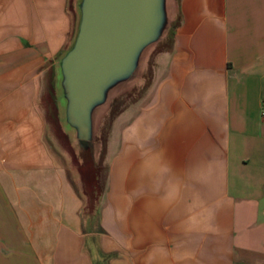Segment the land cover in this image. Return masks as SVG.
Returning <instances> with one entry per match:
<instances>
[{"label":"crops","instance_id":"1","mask_svg":"<svg viewBox=\"0 0 264 264\" xmlns=\"http://www.w3.org/2000/svg\"><path fill=\"white\" fill-rule=\"evenodd\" d=\"M91 207L48 128L69 0H0V264H264V0H179Z\"/></svg>","mask_w":264,"mask_h":264},{"label":"water","instance_id":"2","mask_svg":"<svg viewBox=\"0 0 264 264\" xmlns=\"http://www.w3.org/2000/svg\"><path fill=\"white\" fill-rule=\"evenodd\" d=\"M69 8L72 31L45 78L44 108L95 207L111 127L154 84L160 57L173 46L179 0H69Z\"/></svg>","mask_w":264,"mask_h":264},{"label":"rangeland","instance_id":"3","mask_svg":"<svg viewBox=\"0 0 264 264\" xmlns=\"http://www.w3.org/2000/svg\"><path fill=\"white\" fill-rule=\"evenodd\" d=\"M44 85H45V84H44ZM48 90H49V88H48ZM149 90H150V89L147 88L146 91L143 92V94H146ZM49 91H50V90H49ZM47 102H48V100H47V96H44V97H43V103L46 105ZM54 116H55V115L53 114V117H54ZM48 119H49V117H47V120H48ZM48 128H49V125H48ZM49 130H50V129H49ZM59 133L62 134V133L60 132V130H59ZM59 146H60V155L64 156L62 153H63V152H66V151H65V148H66L65 143H62V144L60 143ZM66 149H67V148H66ZM61 152H62V153H61ZM64 161H65L67 167L69 168L70 172L72 173V172H73V170H72L73 165H72L71 160L69 159V160L67 161L66 159H64Z\"/></svg>","mask_w":264,"mask_h":264}]
</instances>
